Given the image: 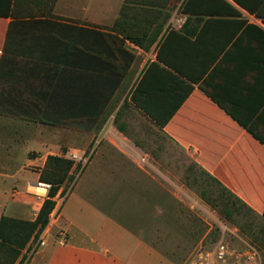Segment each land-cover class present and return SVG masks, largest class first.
Wrapping results in <instances>:
<instances>
[{"label": "crops", "instance_id": "1", "mask_svg": "<svg viewBox=\"0 0 264 264\" xmlns=\"http://www.w3.org/2000/svg\"><path fill=\"white\" fill-rule=\"evenodd\" d=\"M119 1L113 13L96 0H56L55 18L44 20L14 18L13 1L0 0V217L34 221L46 197L27 185L40 182L46 158L70 160L65 146L86 154L84 171L59 186L48 224L14 264H180L146 238L172 197L141 166L145 136L131 132L127 111L264 222V0H192L186 10L176 0L146 26L150 35L160 28L147 48L110 30ZM159 67L176 75L177 91ZM141 78L149 110L170 111L191 87L163 125L130 101ZM67 109V117L57 112ZM41 234L43 245L25 260Z\"/></svg>", "mask_w": 264, "mask_h": 264}, {"label": "rangeland", "instance_id": "2", "mask_svg": "<svg viewBox=\"0 0 264 264\" xmlns=\"http://www.w3.org/2000/svg\"><path fill=\"white\" fill-rule=\"evenodd\" d=\"M96 1L109 7L113 13L117 12L120 4L119 0ZM121 118L118 122L116 119L117 125ZM123 119L128 125L131 123L132 133L145 136L142 146L149 157L148 163L141 166L149 170L152 181L165 185L172 197L171 203L170 200L166 203L167 208L159 209L163 212L156 214V221L150 230L146 231V238L180 264H188L196 249L211 253L220 244L235 249L241 256L238 259H230V262L245 264L246 253L249 252L256 256L257 264H261L263 258L260 250L264 249L262 219L238 203L232 206L228 194L224 193L184 151L164 138L136 113L127 111ZM49 132L46 131V135ZM61 136L65 140L68 138L67 132H62ZM76 139L78 146L83 145L84 132H78ZM80 149L65 146L62 151L75 165L76 176L73 182L85 168L86 154ZM85 174L87 173L84 172L80 180L85 178ZM119 180L121 181L120 178ZM165 198L162 197L163 200Z\"/></svg>", "mask_w": 264, "mask_h": 264}, {"label": "trees", "instance_id": "3", "mask_svg": "<svg viewBox=\"0 0 264 264\" xmlns=\"http://www.w3.org/2000/svg\"><path fill=\"white\" fill-rule=\"evenodd\" d=\"M12 1V15L14 16V18L39 17L44 18V20H52L55 18L53 15V8L56 0ZM216 1H218V3L221 5L228 6V3L225 0ZM175 3L176 0H124V3L119 10L118 18L115 20L110 30L118 33L122 36L123 39H126L139 47L147 48L156 39L158 33L160 32V28L155 29L150 35L148 34L146 26L158 20V8L169 7L170 5H175ZM192 4V0H183L180 4V7L186 10L187 7L191 6ZM255 16L260 18V15L258 14H255ZM162 21H164V19H162ZM262 22L264 23V18H262ZM159 70L162 73V76L160 78L161 82L169 83L170 90L177 91L178 88H176L175 84H173L174 79L177 78L176 75L172 74L170 71L164 69L163 67H159ZM142 80L143 78L140 79V82L132 91L130 95V101L133 102L137 107H139L142 112L148 115L151 119L155 120L161 125L167 122L171 114L175 112L176 106H178V104L183 101V99L186 97V94L191 90V87L189 86L187 88V92L179 97L176 105L170 111L149 110L143 107L139 99ZM179 82L182 83V81L180 80ZM211 97L220 106L222 105L219 101H217L215 97ZM126 103L127 101L125 100L124 104ZM47 112L48 111H46V115ZM57 112L61 117H67L68 115V109L59 110ZM163 114L167 115L165 116ZM235 119L242 126L246 127L244 122L240 121L237 118ZM72 165L73 162L71 160L65 159L63 157L48 156L46 158L45 165L40 174V182L49 184L50 189L47 193L46 199L42 202V205L34 221L14 219L4 215L0 217V264H14L20 257L22 250L26 247L31 237H36L46 227V225L48 224V216L55 205L53 197L55 196L59 186L66 180L71 181L73 179L68 175V172L70 171ZM210 179L216 185H218L224 193L228 194V199H230L229 202L232 206H234L235 203H238L248 211H250L233 194L222 187L217 181H215L211 177ZM260 251L263 258L261 264H264V249Z\"/></svg>", "mask_w": 264, "mask_h": 264}, {"label": "built area", "instance_id": "4", "mask_svg": "<svg viewBox=\"0 0 264 264\" xmlns=\"http://www.w3.org/2000/svg\"><path fill=\"white\" fill-rule=\"evenodd\" d=\"M245 14V18L248 21L256 22V18L247 13ZM42 190L43 193H39L38 190ZM50 189V185L46 183H42L39 181L29 182L27 185V191L34 194L38 199L47 197V193ZM57 243L63 244L65 241V236L63 233H59L57 236ZM44 243V234H41L39 238L30 246L29 250L26 253L25 260L28 259L32 253L38 249ZM247 259H245V264H257L256 256L252 253L247 252ZM241 257L235 249H229L227 246L220 244L217 249H214L211 253L206 252L204 249H196L192 259L188 264H239L237 261L230 262V259L235 258L238 259Z\"/></svg>", "mask_w": 264, "mask_h": 264}, {"label": "bare ground", "instance_id": "5", "mask_svg": "<svg viewBox=\"0 0 264 264\" xmlns=\"http://www.w3.org/2000/svg\"><path fill=\"white\" fill-rule=\"evenodd\" d=\"M38 191H39V193H43V191H42V190H40V189H39Z\"/></svg>", "mask_w": 264, "mask_h": 264}]
</instances>
